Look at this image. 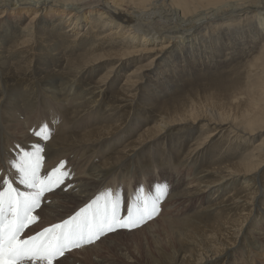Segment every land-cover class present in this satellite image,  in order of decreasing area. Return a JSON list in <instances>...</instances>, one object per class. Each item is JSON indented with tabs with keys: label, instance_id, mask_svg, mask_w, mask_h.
<instances>
[{
	"label": "bare ground",
	"instance_id": "obj_1",
	"mask_svg": "<svg viewBox=\"0 0 264 264\" xmlns=\"http://www.w3.org/2000/svg\"><path fill=\"white\" fill-rule=\"evenodd\" d=\"M63 24L66 29L60 31ZM249 25L253 30L239 38L238 47L234 46L240 37L237 30L216 33ZM208 30L209 37L216 36L213 46L220 44L223 51H214L216 66L206 71L199 70L195 57L190 59L189 48L205 44ZM175 48L182 52L180 60H188V70L166 61ZM233 48L239 57L219 60ZM202 50L209 55L205 47ZM145 53L154 57L134 68L136 57ZM44 54H48L45 63ZM162 67L185 74L175 82L181 88L167 94L173 98L146 94L149 84L158 92L156 86H164ZM193 70H198L195 77L186 75ZM202 71L207 76L197 77ZM29 75L37 84L19 92L18 81ZM123 75L126 79L119 87L117 80ZM209 77L227 87L214 89L213 98L221 102L212 114L200 103L205 95L198 97L193 89L184 93L183 88L199 87ZM113 88L118 91L109 94ZM0 90V176L28 191L10 167L18 156L14 145L36 142L31 133L44 123L53 133L45 149V168L69 161L74 174L73 191L49 196L37 210L39 222L26 234L66 217L75 206L99 195L104 184L113 182L121 188L128 171L137 194L142 178L157 175L159 183L170 186L160 214L136 229L143 232L144 242L151 243L145 264H236L243 251L248 256L264 253V136L256 146L248 143L249 137L264 133V0H0ZM10 90L19 95L9 98ZM32 98L39 103L36 112ZM137 101L144 103L153 120L133 136L123 131ZM202 120L206 131L191 136V125ZM184 128L193 143L184 146L179 142L182 135H177L173 141L170 138L165 154L167 135ZM222 131L231 137L226 154L221 151L218 156L221 149L214 148L218 150L207 159L213 136ZM159 140L164 144L162 155L145 156ZM177 141L180 150L171 153ZM237 142L250 147L235 154ZM99 153L101 161L94 167L90 157ZM146 189L155 195L150 186ZM88 247L97 250L99 244ZM74 255L71 251L61 259L64 264H88ZM97 257L90 264H97L101 259Z\"/></svg>",
	"mask_w": 264,
	"mask_h": 264
},
{
	"label": "snow or ice",
	"instance_id": "obj_2",
	"mask_svg": "<svg viewBox=\"0 0 264 264\" xmlns=\"http://www.w3.org/2000/svg\"><path fill=\"white\" fill-rule=\"evenodd\" d=\"M53 133L46 123L39 125L31 136L36 142L16 144L17 158L10 167L19 176H0V264H64L61 259L75 249L94 245L111 233L132 231L160 214L161 202L169 194L167 183H156L155 195H145L142 186L130 202L111 191L103 192L66 219L31 234L40 216L37 210L49 196L73 191V172L67 161L45 168V149ZM30 149V150H29Z\"/></svg>",
	"mask_w": 264,
	"mask_h": 264
},
{
	"label": "rangeland",
	"instance_id": "obj_3",
	"mask_svg": "<svg viewBox=\"0 0 264 264\" xmlns=\"http://www.w3.org/2000/svg\"><path fill=\"white\" fill-rule=\"evenodd\" d=\"M87 16V15H86ZM88 16H90V15H88ZM84 27H83V30L82 31H85V26L87 25V23H86V21L84 22ZM60 26V31L61 30H63V31H65V26H64V24L63 25H59ZM252 26V25H251ZM250 25H249V27L248 28H244V27H242V26H238V27H235V28H233V29H223V31L222 30H217V34H221V33H223V32H225V33H230V32H234V31H238V34L240 35V37H238V38H236L237 40V43L236 44H234V46H236L237 45V47H238V43H240V40H239V38H243L249 31H252L253 29H252V27H251ZM109 27H107L106 28V30L108 29ZM202 28H204V27H202ZM202 28H200V29H202ZM235 29V30H234ZM245 31H244V30ZM250 29V30H249ZM229 30V31H228ZM240 30V31H239ZM108 32V31H107ZM208 32V34L206 35V37H203V39H207V42L205 43V44H197V45H195V46H193L192 48L193 49H191V47L189 48V53H191L192 55H189V56H192V58L190 57V59L191 60H194V57H195V60L194 61H197L196 63H198L199 65H198V68H199V70L200 69H202V70H206V71H208V70H212L215 66H216V63H217V60H218V58H215V57H217L216 55L217 54H215L214 53V51H219V52H221L222 53V51H223V47H222V45H220V44H215L214 46H213V40H212V38H214V37H216V36H214V35H212V37H209V30L207 31ZM246 33V34H245ZM198 36V35H197ZM214 36V37H213ZM218 36V35H217ZM40 40L42 41V39L40 38ZM242 40V39H241ZM51 41V40H50ZM46 44V43H45ZM193 45H194V43H193ZM232 45V44H231ZM46 46V45H45ZM59 46V45H58ZM212 46V47H211ZM233 46V45H232ZM233 46V47H234ZM204 47H205V49L207 50V51H209V55H207L206 54V52L204 51V50H202V49H204ZM79 48V47H78ZM41 50L42 51H46V52H48L49 53V51L48 50H50V49H46V47H45V49H44V47H43V49L41 48ZM179 49H174L173 51H172V54H170V55H168V59L166 60V61H168L169 60V62H170V66L171 67H173V64H174V62H176L177 64H179V67L180 66H182L183 67V69L185 68L186 70H188V67H187V65H186V63L188 62V60L187 59H181L180 60V58L178 57L180 54H182V52L179 50ZM195 50V53H193V51ZM235 52V53H234ZM53 53H56V52H53ZM199 53V54H198ZM226 53H229V55L227 56V57H220L219 58V60H224V59H226V60H230L231 59V57H233L234 59H236L237 57H239L240 56V53L239 54H237V51H236V48H233L232 50H228V51H226ZM225 53V54H226ZM206 54V55H205ZM236 54H237V56H236ZM198 55V56H197ZM37 56H40V54H38V55H36V58H37ZM48 56V54H44V58H43V61L45 60V58ZM246 56V55H245ZM50 57H51V55L48 57L49 59H50ZM151 57H154V53H145V54H141L140 56H138V57H136V58H138L137 59V61H135L134 62V64H133V67L135 68V67H137L138 65H142V63L143 64H146L147 63V61L149 60V59H147V58H151ZM177 57V59L175 60V58ZM207 58V59H206ZM231 59V60H234V59ZM200 59H201V61L203 60V62H200ZM174 61V62H173ZM207 61H208V63H207ZM212 61V62H211ZM46 61H44V63H45ZM52 63V62H51ZM211 63V64H210ZM201 64H203V66H200ZM213 64V65H212ZM42 65V64H41ZM215 65V66H214ZM33 66H34V64H33ZM98 67V66H97ZM202 67V68H201ZM103 68H104V66L103 67H99V71H96L95 73H94V75L92 76L93 78H92V80H96L95 79V77H97L96 75L99 73V72H101L102 70H103ZM184 69V70H185ZM196 71H198V70H193V71H190L188 74H186V75H190L191 74V77L192 76H194L195 77V75H196ZM206 71H202V72H199V75H197V77H200V78H205L207 75H205V73H206ZM32 72H33V70H32ZM104 72V71H103ZM102 72V73H103ZM159 72H163L164 74H165V76H166V79L164 78V77H162V81L163 82H165V84H164V86L162 85H160V84H158V86H156L157 88L159 87V92L155 89V88H153L152 87V85L150 86V84L148 85L149 86V88H148V91L146 92V94H148V96H154L153 94H151V93H159L158 95L159 96H165L164 97V99H168V98H173V96L172 95H167L168 93L169 94H173L174 92H176V90L177 89H179V88H181V86H177L176 84H175V82H179L180 81V78H181V80H182V78L184 77V75L185 74H176L175 73V71L173 70V69H170V68H168V67H162V68H159ZM101 73V74H102ZM96 74V75H95ZM121 74H124L123 72L121 73ZM174 74L177 76V77H174ZM3 77V76H2ZM23 79L22 80H20V81H18L19 82V85H21V86H19V88H18V91L19 92H22L24 89L23 88H25V87H27V89L30 87V83H34V85H36L37 84V80L35 79V80H33V79H31L32 78V76H23L22 77ZM24 78H25V80H24ZM193 78V77H192ZM17 79V78H16ZM30 79V80H29ZM126 78L124 77V75L123 76H119V78H118V82L120 81V83H119V87L120 86H122V84H123V82H124V80H125ZM172 80L171 82H168L167 80ZM179 79V80H178ZM42 80V79H41ZM41 80H38L39 82H42ZM28 81H29V83H28ZM14 82V81H13ZM148 82V81H147ZM22 83V84H21ZM24 83V84H23ZM154 83V82H153ZM227 83V82H226ZM166 87V88H165ZM151 88V90H149ZM183 88H185L184 89V93H186V92H188V90H191V89H193V93H195V94H198L199 96L198 97H203L204 95V97L202 98V100L200 101V103H201V105L204 107V109L205 110H208V113H210V114H212V113H214L215 112V110L214 109H216L215 107L217 106V103H220L221 102V100H216V99H214L213 97H216L215 95H216V92H215V90L214 89H219V88H227L226 87V85H225V83H223V82H221V81H219V80H214L212 77H209L207 80H205V81H203V83L198 87L196 84H194V86H184ZM36 89V94L38 93L37 92V90H38V87H36L35 88ZM35 89H33V90H31V91H34L35 92ZM109 90V94L110 93H112V92H114V91H118V88L117 89H108ZM1 91V90H0ZM12 90H10V92L7 94V96H9V98H11V99H14L17 95H19L17 92L18 91H15V92H11ZM160 91H162V92H160ZM204 92H206V93H204ZM218 92H223V90H218ZM217 92V93H218ZM202 93V94H201ZM215 93V94H214ZM23 94H24V92H23ZM32 93H31V97H32ZM15 96V97H14ZM172 96V97H171ZM33 98H35V97H33ZM33 98H32V100H33ZM160 99V98H159ZM161 100V99H160ZM26 101H28L27 100V97H26ZM33 102H35L36 103V100L34 99L33 100ZM137 102H139V106L138 105H136V103H135V106L133 107V109H132V111H131V113L129 114V117H128V122H127V124L128 125H125V127H124V133H128V134H133V136L137 133V132H140L141 130H140V127H142V125H146V123L147 122H149V123H151L152 122V120L153 119H151L152 118V114H151V112L149 111V110H145V108H144V103L143 102H141V101H137ZM37 105L34 107V112H36L37 111V109H38V104L39 103H36ZM22 105V104H21ZM141 106V107H140ZM28 110H30L31 111V109L32 108H30V106H28ZM118 108H121V106H118ZM18 109V108H17ZM22 110H24V109H22L21 108V111ZM128 110V109H127ZM127 110H125V112L123 113V114H126V112H127ZM105 110H103V111H101V112H104ZM33 112V113H34ZM109 112H113V111H109ZM4 114V113H3ZM11 113H5V116H8V115H10ZM106 114L107 113H105V115L104 116H106ZM152 115V116H151ZM64 116V115H63ZM103 116V117H104ZM11 117V116H10ZM65 117V116H64ZM145 118H147L146 120H145ZM207 118H210L209 116H207ZM100 120V119H99ZM50 123H52L51 122V120L49 121ZM203 124H206V121H204V120H202V121H199V123H197V124H193V125H191V129H190V134H191V136H194V137H198V135L202 132V130H203V132H205L206 130H205V128H207L206 126H203ZM209 127H214V125H210ZM215 128H217V127H215ZM214 128V129H215ZM123 128H121L120 129V131L122 130ZM188 130L189 129H187V128H184V129H182V130H174L172 133H170L169 135H167V137L169 138L168 140H166L165 141V145L163 144V140H159V142L157 143V145H155V147H153L154 149H152L151 150V153H150V149L147 151V153H146V155L145 156H149V155H151L152 156V154H154V152H155V155H156V152L157 153H159V157L162 155V148H164V146H165V148H166V151H165V154L166 153H168V146H169V144H170V142H169V140H170V138L172 139L171 141H173L174 140V137L175 136H177V135H182L181 136V138H180V140H179V142H181L184 146H186V145H189V144H192L193 143V140L192 141H190V134H189V132H188ZM77 131H79V130H77ZM183 131V132H182ZM200 131V132H199ZM122 132V133H123ZM135 132V133H134ZM121 133V134H122ZM185 133H188V134H185ZM232 135H234V134H232ZM132 136V137H133ZM262 136H264V133L263 134H259V135H255V136H253V138H250L249 137V144H254L255 146H256V144H255V142H257ZM166 137V138H167ZM246 137V136H245ZM254 137H256V138H254ZM161 139V138H160ZM190 141V142H189ZM239 141V140H238ZM230 142H231V137H229V136H227L226 134H224V131H222V132H220V133H218V132H216V134L213 136V143L211 144V146L209 147V148H211L210 149V151L208 152V154H210L208 157H207V159H209V158H211V154L212 153H216V150H218V149H215L214 150V148H219V149H221L219 152H218V156H221L220 154H222V152L223 153H225V150L228 148L227 146L230 144ZM168 143V144H167ZM177 143V144H176ZM219 145H218V144ZM248 143H245V144H240V145H238V142H237V146L235 147V149H233L234 150V152H235V154H239L241 151H243L244 149H247L248 147H250L249 146V144ZM167 144V145H166ZM215 144H217L216 146H215ZM164 145V146H163ZM172 150H171V153H174L175 152V150L178 152L179 150H180V146L178 145V141L177 142H173L172 143ZM215 146V147H214ZM183 148V147H182ZM118 149V146L114 149V151H116ZM113 150V149H112ZM134 150L135 149H131L130 150V152H134ZM212 150V151H211ZM108 151V149H105V150H103L102 152H107ZM159 151V152H158ZM222 151V152H221ZM177 152H176V154H177ZM90 153L91 152H89L88 154L90 155ZM227 153H229V154H231L232 152H228L227 151ZM164 154V155H165ZM226 154V153H225ZM73 157H75V155H72ZM157 157H158V155H157ZM145 158V157H144ZM173 158H175L176 160H178L177 159V157H176V155L175 156H173ZM219 158V157H218ZM90 159L93 161V164H94V167H96L99 163H100V161H101V153H99V154H96V155H93L92 157H90ZM104 160V159H103ZM219 160V159H218ZM68 163H69V166H70V162L69 161H67ZM151 167V166H150ZM126 173H128L127 175H125V179H126V181H125V183H123V185L121 186V188H118V186H117V184L116 183H113V182H109V183H107V184H104V186H103V190L99 193V195L101 194V193H103V192H107V191H111L112 193H113V195H117V194H120V195H122L124 198H125V200L127 201V202H130L131 201V199L133 198V195L136 193L137 194V192H136V187H135V185H134V183L133 182H131L130 183V176H131V174H130V172H126ZM152 180H153V183H152ZM140 182H141V185L140 186H142L143 187V189H144V194L145 195H151L150 194V192H148V190L146 189V186H150V189L151 190H154V191H156V189H155V184L156 183H158L159 182V177L157 176V175H155V176H153V177H150L149 178V180H147V181H144V179L142 178V179H140L139 180ZM155 181V182H154ZM139 186V187H140ZM137 191H138V186H137ZM96 197V196H95ZM94 197V198H95ZM88 202H90V200L89 201H87L86 203H88ZM85 203V204H86ZM85 204H83L81 207H83ZM81 207H77L76 208V206L73 208V209H71V211H69L68 213H67V216L66 217H64V218H62V219H66V218H68L70 215H73L74 214V212L75 211H78L79 210V208H81ZM69 209V210H70ZM61 219V220H62ZM61 220H56V221H54V222H52V224L53 223H58V222H60ZM51 225V223L50 224H47L45 227H48V226H50ZM143 226V225H142ZM142 226H140V227H142ZM44 227V228H45ZM136 229H139V228H136ZM136 229H133L132 231H127V230H125V232H123L122 230L121 231H119V232H117V233H114V234H109L107 237H105V238H102V241H98L97 243L99 244V248L96 250V249H93L92 250V248H90V247H88V246H85V247H83V248H81V249H75V250H73L72 251V254L74 255V256H79V258H81L83 261H86V263H88V264H90L91 263V261L93 260L92 259V257H94L95 255H98V257L97 258H101V259H99L98 261H96V263L97 264H131L130 262L133 260V261H136L137 263H139V264H145L146 263V256H147V254L149 253V252H151V243L150 242H144V240H143V232H141V231H138V230H136ZM136 231H138V232H136ZM133 233H134V235H133ZM140 233V234H139ZM132 234V235H131ZM116 235V236H115ZM107 241H105V240ZM87 248V249H86ZM79 250H80V252H79ZM99 250V251H98ZM98 251V252H97ZM86 252H88V253H86ZM152 254V253H151ZM256 255V256H255ZM242 256L243 257H241V259L239 258L238 260H237V262H236V264H264V253L262 254V255H259V254H257L256 252H253V253H251L250 254V256H248V253H244V251H243V253H242ZM238 257V256H237ZM232 262H235L236 261V258H235V256L234 257H232L231 259H230Z\"/></svg>",
	"mask_w": 264,
	"mask_h": 264
}]
</instances>
